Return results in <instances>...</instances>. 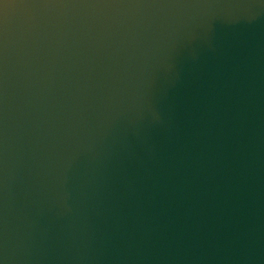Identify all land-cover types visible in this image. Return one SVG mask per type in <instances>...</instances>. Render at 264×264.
Listing matches in <instances>:
<instances>
[{"label": "water", "instance_id": "1", "mask_svg": "<svg viewBox=\"0 0 264 264\" xmlns=\"http://www.w3.org/2000/svg\"><path fill=\"white\" fill-rule=\"evenodd\" d=\"M0 264H264V0H0Z\"/></svg>", "mask_w": 264, "mask_h": 264}]
</instances>
